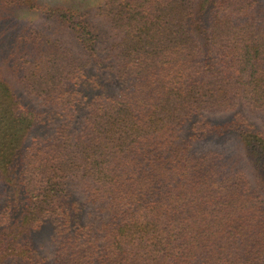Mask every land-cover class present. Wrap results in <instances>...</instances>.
Listing matches in <instances>:
<instances>
[{
	"label": "trees",
	"instance_id": "trees-1",
	"mask_svg": "<svg viewBox=\"0 0 264 264\" xmlns=\"http://www.w3.org/2000/svg\"><path fill=\"white\" fill-rule=\"evenodd\" d=\"M0 264H264V0H0Z\"/></svg>",
	"mask_w": 264,
	"mask_h": 264
},
{
	"label": "rangeland",
	"instance_id": "rangeland-1",
	"mask_svg": "<svg viewBox=\"0 0 264 264\" xmlns=\"http://www.w3.org/2000/svg\"><path fill=\"white\" fill-rule=\"evenodd\" d=\"M43 1L50 2L51 4H56L57 2H63L64 0H43ZM77 1L79 3H81V5H83L84 7H87V5H90V4L94 5V3H95V0H93V1H91V0H77ZM18 14L24 20H26V22H27V20L32 21V23H34L35 25H44L46 22L44 17H42L38 14H35V13H28V12H25L22 10ZM57 34L60 37L65 38V39H67L69 37L67 32H61L60 30L58 31ZM252 116H253V119L258 120L259 122L263 123V120L259 119V117H261V115L258 114V115H252ZM231 147H234V145H232ZM247 169H250L249 176H250V179L252 180V184H253L254 183L253 172L251 171L250 167L249 168L247 167ZM43 250L47 255H50V248L48 246L44 245Z\"/></svg>",
	"mask_w": 264,
	"mask_h": 264
}]
</instances>
